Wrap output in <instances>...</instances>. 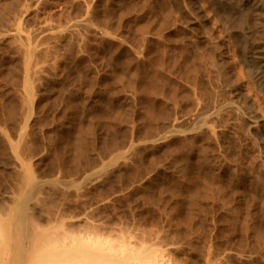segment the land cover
Segmentation results:
<instances>
[{"label":"rangeland","instance_id":"1","mask_svg":"<svg viewBox=\"0 0 264 264\" xmlns=\"http://www.w3.org/2000/svg\"><path fill=\"white\" fill-rule=\"evenodd\" d=\"M246 6L0 0V217L169 264H264V8Z\"/></svg>","mask_w":264,"mask_h":264},{"label":"bare ground","instance_id":"2","mask_svg":"<svg viewBox=\"0 0 264 264\" xmlns=\"http://www.w3.org/2000/svg\"><path fill=\"white\" fill-rule=\"evenodd\" d=\"M263 3L260 0H245V4L248 6V8H247V6H246V8L249 9L248 12H250L252 19H254V21H256L257 23H260L263 20L262 19L260 21V19L263 16V9H262V8H264V7H262V6H264V5H262ZM262 23H263V21L261 22V24ZM258 25H260V24H258ZM255 43L257 44V42H254V44ZM260 44H262V43H260ZM252 48H253V46H252ZM252 51H253L254 61L256 62V63L255 62L254 63L257 65L256 67L258 70V71H256V73L258 72V75H260V77L264 80V53H263L264 51L262 52V47L260 48L258 46L255 47V49H253ZM222 54H223V52H222ZM227 64L229 65V63H227ZM232 66H233V64H232ZM229 69H231L230 66H229ZM235 76H237V75H235ZM26 80H27V82L30 83V80L28 79V77ZM27 87L29 88L28 83H27ZM243 89L245 90V87ZM243 89H240V93H242L241 91ZM238 92H237V94H238ZM243 94L244 93H242V95ZM29 95H30L29 97H31L30 93H29ZM32 97L34 98V96H32ZM33 98L29 99V103H30V100H32L31 103L33 102V104H34L35 99L33 100ZM233 103H235V102L233 101ZM33 104H31V105H33ZM251 104H253V103H251ZM229 107L230 106L228 105V108ZM213 109H214V111L212 112L211 115H210V112H208L209 115H207V116L211 117L209 119H212V116L213 115L215 116L216 112H218V110H219V109H217L215 111V108H213ZM223 109H226V107H224ZM238 109H240V108H238ZM247 111L250 112L249 110H247ZM204 115H206V114H204ZM257 117H259V116H257ZM262 117L263 116H261V118ZM198 118H200V117H198ZM213 118H215V117H213ZM261 118H259L257 120H260ZM205 119L207 120V117H205ZM263 119H264V117H263ZM263 119H261L260 121L262 122ZM257 120H255L254 118L250 119L252 125H257L259 123ZM202 121H203V125H204V123H205L204 117H203ZM198 123H200V122L197 121L196 125H199ZM200 125H202V124H200ZM205 126H204V128H205ZM256 127H258V126H256ZM208 129H209V127H208ZM187 131H189V130H187ZM191 132H193V131L191 130ZM175 133H176V131H175ZM158 139L161 140V136L158 137ZM163 142H164V140H163ZM158 144H159V142H158ZM133 146L134 145H132L131 148ZM18 161L16 160L17 163H18ZM18 164H20V163H18ZM24 165L25 164H22L21 166L25 167ZM27 167H30V166L27 165ZM101 169L100 170L97 169V172L101 171V173H102ZM25 170H24V172H25ZM29 170H30V172H29ZM29 170L28 171L26 170V172L28 174H31L32 173L31 169L29 168ZM98 174H95V176ZM94 179H96V178H94ZM27 181L31 182L32 180L28 179L25 181V183H27ZM42 181H44V180H42ZM89 181H87V182H89ZM47 182H48V180L46 181V183ZM90 182H93V181L91 180ZM48 183H50V182H48ZM32 184L31 183H30V185L28 184L29 186H31L30 191H31V188H33ZM51 184H52V181H51ZM51 184H49V185H51ZM28 185H26V189L28 188L27 187ZM45 186H46V184H45ZM74 188L76 189L77 187H74ZM25 191H27V190H25ZM30 191L28 189L27 192L30 193ZM64 229H66V228H64ZM64 229H62V227L60 225L52 226V227H48V228L34 227L31 230V232L29 234H27V233H24L21 223H19V221L17 222L15 215H10L6 218L0 217V264H169L168 261L164 260L163 257L158 261L153 259V257L151 256V253L154 251L152 245L147 247L148 245L146 246L145 245L146 243H144V245H142V247H140L137 250L135 248L133 249V247H130L129 244L116 246L112 243L111 240L108 241L107 239H104L101 237L92 236L91 233H89L91 236H88L89 235L88 233H87V235L83 234L85 236H83V235L81 236L80 233H79V235L74 234L77 232V230L76 231L73 230L72 232H74V233L71 234L69 232H66ZM66 230L69 231L68 229H66ZM78 231H80V230H78ZM25 232H26V230H25ZM77 234H78V232H77Z\"/></svg>","mask_w":264,"mask_h":264}]
</instances>
